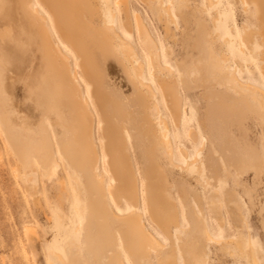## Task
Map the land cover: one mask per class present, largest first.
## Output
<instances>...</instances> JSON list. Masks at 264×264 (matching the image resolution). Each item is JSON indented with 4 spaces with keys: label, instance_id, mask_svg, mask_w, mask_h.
I'll return each instance as SVG.
<instances>
[{
    "label": "bare ground",
    "instance_id": "6f19581e",
    "mask_svg": "<svg viewBox=\"0 0 264 264\" xmlns=\"http://www.w3.org/2000/svg\"><path fill=\"white\" fill-rule=\"evenodd\" d=\"M10 1L14 4L15 0H8L9 3ZM142 1L149 7L155 4L159 11V20L166 12L168 13L166 15L172 19L171 13L169 14L170 8L168 9L164 0ZM250 1L260 8L264 3V0ZM117 2L121 4L125 15L122 27L113 22V12H111V19L106 16V9L113 6L110 0H47L46 2L29 0L27 3L22 0L20 8L27 15L26 25L22 20L20 23L13 21L12 12L5 9V3L0 0V19L7 23L0 34L10 37L18 52L16 62L5 51V47L0 45V129L21 166L20 173L23 180L29 186L36 184L33 159L43 170L44 176H48L54 168L61 167L62 162L60 163L57 156H60L65 166L73 169L76 177L82 180L86 190V215L81 225V235L85 234L86 239L83 242L80 236V240L84 244V253L93 261L99 262V252L120 254V248L123 246L133 264H142L151 253L158 256L160 260L158 264H177L175 246L167 249L158 242L154 234L145 226L142 214L135 210L137 203H140V198L137 175L130 162L131 151L126 143V134L129 135L135 150L138 149L142 155L146 165L141 170L145 180L143 194L147 211L152 222L165 235L169 229H178L180 224L178 225L170 207V189L161 165H168L170 168L179 165L181 169H184L182 168L184 165L186 170L195 166L199 173L203 166L207 168L206 165L212 171L215 162H210L209 157L208 163L201 161L197 155L191 157L183 148L179 151L184 163L180 165L176 162L172 140L170 136L165 135L172 133L168 130L167 122L162 115L161 104L163 103L168 110L174 124L179 125L182 98L174 83L169 82L168 79V81L158 82L155 80L156 75H160L163 71L167 73V76L173 74L172 69L163 63V54L156 47L143 19L136 15L133 17L134 22L131 23L126 0H117ZM170 2L175 5L177 2L180 3V0ZM206 2L210 3V0ZM94 3L99 7L98 13L101 20L98 27L94 23V15L97 14L92 5ZM17 5L15 2L13 7ZM261 15V18H264V14L261 13ZM217 18L218 15L213 17L214 20ZM260 23L264 28V21ZM32 28L37 31L40 40L39 58H36L31 51L35 37ZM167 28L164 29L165 33L168 32ZM131 33L137 35L147 53V60L139 57L136 48L128 38ZM253 35L247 32L242 38L244 42L246 41L250 52H253L251 40ZM211 42L212 40L209 43ZM260 42L264 59V37ZM168 47L167 49H170ZM97 52L103 59L116 58L122 73L133 87L131 97L126 100L127 102L130 100L136 106L135 114L138 117L133 115V111L127 110L125 102L116 97L120 96L118 92L108 90L107 85L111 79H107L98 67ZM208 52V62L214 60L211 63L213 80L223 81V85L226 84L239 96L245 94L247 99L257 105L258 112L264 115V89L250 82H241L236 76V68L231 70L225 64L226 62H223V57L214 55L211 47H208ZM148 66L151 68L149 69ZM9 67L15 68L16 71L28 70L20 76V86L26 101L24 104L20 102V109L13 104L17 101V97L14 96L15 101L9 94V87H14L17 82L13 83V74L7 75ZM262 70L264 72V64ZM146 72L151 79L145 76ZM194 75L195 72L190 70L189 76L194 77ZM152 81L155 82L157 89L152 86ZM123 86L125 88V85ZM12 91L14 89L10 90V93H13ZM24 105L31 106L38 118L39 123L35 129L29 127L28 117L25 116L29 111H24L26 109ZM153 120L154 123H152ZM131 129L135 133H132ZM98 133L103 137L101 153L94 137V134ZM50 134H53V139ZM57 134H60L61 140ZM189 134L193 140H196L192 131ZM204 147V145L200 147V152ZM221 158L223 159V156ZM104 164L108 166L112 175V183H104V176L100 173ZM109 199L116 204L124 200L131 210L126 214H119L113 204H109ZM219 203L216 196L210 198L208 205L214 214L222 205ZM229 205L233 206V202ZM237 206L235 208L239 209L240 207ZM185 221L190 225L188 227L190 230H187L190 231V235L182 245L179 244L183 264H207L206 253L200 250L201 247L197 248L196 240H201L203 243H211L214 240L216 244H220V239L212 236L194 208L190 210V220L186 218ZM116 224L118 227L115 226ZM78 228L77 226L76 230ZM230 242L233 251L238 252L251 264H258L261 261L260 254L250 247V243L238 237L230 239ZM78 249L79 247L72 243L65 256L61 254L49 256V264H88L85 254L84 258H79ZM108 264L124 263H121L119 259L111 258Z\"/></svg>",
    "mask_w": 264,
    "mask_h": 264
},
{
    "label": "rangeland",
    "instance_id": "374dc122",
    "mask_svg": "<svg viewBox=\"0 0 264 264\" xmlns=\"http://www.w3.org/2000/svg\"><path fill=\"white\" fill-rule=\"evenodd\" d=\"M170 1L164 0V3L168 9L170 8L169 14L171 13L172 19L166 12L159 20V11L155 4L149 7L142 0H126L128 16L131 23L134 22L133 17L136 15L143 19L156 47L163 54V63L172 69L173 74L167 76V73L163 71L160 75H156L155 80L157 82L169 80L174 83L182 98L179 125L174 124L168 110L163 103L161 104L162 115L167 122L168 130L172 133L165 135L170 136L172 140L176 162L183 165L184 161L180 155L183 148L191 157L197 155L201 161L207 163L209 157L210 162L215 163L212 171L206 165L207 168L203 166L199 173L195 166L186 170L184 165L182 167L184 169H181L179 165L173 166L174 168L161 165L170 189V207L178 225L180 224L178 229H169L165 235L152 222L147 211L143 194L145 180L141 170L146 165L142 155L138 149L135 150L129 135L126 134V143L131 151L130 162L137 175L140 198V203H137L135 210L142 214L145 226L154 234L158 242L167 249L175 246L177 264H183L179 244L182 245L190 235V231H187L190 230L188 228L190 225L185 219L190 220L192 208L203 219L212 236L220 239V244H216L214 240L211 243L196 240L197 248L201 247L200 250L206 253L207 264H251L238 252L233 251L230 239L237 237L250 243V247L260 254L261 261L258 264H264V115L258 112L257 105L247 99L245 94L239 96L226 84L223 85V81L213 80L211 63L214 60L208 62V47H211L214 55L223 57V62H226L225 64L231 70L236 68V76L241 82H250L264 89L262 70L264 59L260 42L264 37L262 33L264 28L260 23L264 21V18H261V13L264 14V3L260 8L249 0H210V3L206 0H180V3L177 2L175 5L170 4ZM110 3L113 6L106 9V16L111 19V12H113V22L122 27L125 15L121 4H117V0H110ZM92 5L97 11L94 15V23L98 27L101 20L98 13L99 7L95 3ZM176 10L179 12L177 13ZM217 15L218 18L214 20L213 17ZM20 21L19 18L15 20L17 23ZM166 28L167 33L164 31ZM247 32L254 34L251 37L253 52L249 51L246 41L242 39ZM128 38L136 48L139 57L147 60V53L137 35L131 33ZM8 39L9 37H6V43ZM210 40L212 44L209 43ZM166 46H170L168 47L170 49ZM8 47L5 51L17 62L18 52L15 46ZM96 61L107 79H111L107 85L108 90L118 92L120 96L116 97L125 102L127 110L133 111V115L138 117L135 114L136 106L130 100L127 102L133 93V87L122 73L116 58L103 59L97 52ZM148 68L150 69L151 66ZM13 69L15 72L19 71ZM190 70L195 72L194 77L189 76ZM21 75V73L14 74L13 83L19 81L20 85ZM145 76L151 79L148 72ZM151 83L157 89L155 82ZM15 84L14 87H9V94L13 96V100L17 97V101L15 100L17 103L13 104L20 109V102L22 104L25 102L24 92L18 84L17 86ZM13 89V93H10ZM248 101L251 102L248 103ZM23 107L26 108L25 112L29 111L26 114L29 127L35 129L39 123L37 116L31 106ZM191 131L196 140L190 137ZM132 133L135 131L132 130ZM57 135L61 140L60 134ZM50 136L54 138L53 134ZM94 137L101 153L103 137L99 133L94 134ZM146 145L149 146V144ZM202 145L205 147L200 152ZM57 158L63 164L61 163V167L54 168L48 176H44L43 170L33 159L36 184L29 186L23 180L20 173L21 166L0 129V264H49V256L54 254L65 256L72 243L79 247L80 259L84 258L85 254L88 264H108L111 258L119 259L124 264H133L129 253L122 245L120 254L99 252V262L93 261L84 253L83 242L86 236L81 235V225L86 215L85 185L80 178L76 177L73 169L65 166L60 156ZM100 173L104 176V183L113 182L106 164L101 167ZM212 196H216L220 201L219 204H222L217 214H214L208 205ZM232 202L233 206H230ZM109 204H113L119 214H126L131 210L124 200L116 204L109 199ZM236 206L240 208H235ZM77 226L79 228L76 230ZM115 226L118 227L117 224ZM159 262L158 256L151 253L142 264H158Z\"/></svg>",
    "mask_w": 264,
    "mask_h": 264
},
{
    "label": "crops",
    "instance_id": "0c3cea01",
    "mask_svg": "<svg viewBox=\"0 0 264 264\" xmlns=\"http://www.w3.org/2000/svg\"><path fill=\"white\" fill-rule=\"evenodd\" d=\"M2 1V3L4 2L5 3V9H7L8 11H11L12 12V14H13V21H15L16 19H21L22 21H24V23H25V25H26V21H27V15H25V13L23 12V10L20 8V3L22 2V0H15L13 3L14 4H12L11 3V1H10V3L8 2V0L7 1H5V0H1ZM23 1H25V3H27L29 0H23ZM43 1H47V0H43ZM15 2L19 5V7H18V5H17V7H13L14 5H15ZM0 21H1V23H0V31H2V29L3 28H5L6 27V25H7V23H5V20H3V19H0ZM32 30V33H33V35L35 36H33L34 38H33V47H32V53L36 56V58H39L38 57V52H39V50H38V45H39V42H40V40H39V36H38V34H37V31L35 30V28H32L31 29ZM1 33V32H0ZM6 37L7 36H4L3 34H0V45L1 46H3V47H7V46H9L8 48H10L11 46H13L12 44H13V41H12V39L9 37V39H8V42L6 43L5 42V39H6ZM36 45V46H35ZM36 63V62H35ZM37 64V63H36ZM36 68V67H35ZM34 69V68H33ZM28 70H25V69H23V70H21V71H18V72H15L14 71V69L13 68H11V67H9L8 68V72H7V74H17V73H25V72H27ZM18 87H21L19 84H18ZM43 91H45V88H43ZM26 102V101H25ZM24 102V103H25ZM27 104V103H26ZM26 117H27V115H25Z\"/></svg>",
    "mask_w": 264,
    "mask_h": 264
}]
</instances>
